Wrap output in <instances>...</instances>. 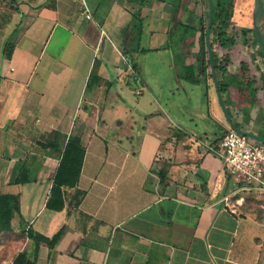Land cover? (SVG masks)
<instances>
[{"label":"crops","instance_id":"0c3cea01","mask_svg":"<svg viewBox=\"0 0 264 264\" xmlns=\"http://www.w3.org/2000/svg\"><path fill=\"white\" fill-rule=\"evenodd\" d=\"M185 1L195 3L190 15ZM84 2L89 19L81 0H0V193L20 203L8 227L0 223V264L32 250L28 229L51 237L62 226L53 248L39 246L36 264H264L258 184L237 191L211 150L232 129L220 84L230 121L264 138L258 51L240 36L222 48L210 34L213 70L206 35L203 49L200 32L180 25L197 23L200 0ZM133 19L146 24L136 34L127 32ZM94 65L99 79L86 86ZM194 86L205 91L200 113ZM52 131L84 147L77 209L68 186L62 211L45 208L59 159L41 143ZM22 171L27 181L16 183ZM225 196L244 202L232 208Z\"/></svg>","mask_w":264,"mask_h":264},{"label":"trees","instance_id":"16d2710c","mask_svg":"<svg viewBox=\"0 0 264 264\" xmlns=\"http://www.w3.org/2000/svg\"><path fill=\"white\" fill-rule=\"evenodd\" d=\"M201 1V0H200ZM207 1V0H206ZM186 2V1H185ZM183 4V11L190 14L194 11L193 8L189 6V4ZM234 0H212V23H211V34L215 36V39L219 43L222 48H229L235 41L234 37L228 33V24L227 21L231 17V11L233 8ZM207 3V2H206ZM179 5L177 9H179ZM209 7V6H208ZM193 16V22L197 23L191 24L190 19H186L187 22H180V25L184 26V30L193 29L197 30L201 34L200 39V47L205 48V29L206 23L208 20V11L206 15L200 14L197 19ZM196 20V21H195ZM219 22V25L216 27L214 24ZM250 34L251 45L256 46V41L252 34V29L250 27H240V37L241 41L245 43L247 40V34ZM13 50V45L8 43L4 46L3 53L6 58H10ZM202 71H205L206 65H202ZM192 79L191 73L188 78ZM97 67L94 65L92 71L89 75L88 83L86 86H91L97 83ZM227 90L225 84L219 85V91L221 93ZM41 146L45 149H49L52 153H55L58 157V165L56 167L54 176L52 178L51 186L49 189V193L47 195V199L45 201V208L54 210V211H62L65 207L64 201V193L63 187H73L75 188V195L78 199L74 202L73 208L77 209L80 198L82 196V191L77 189L78 178L80 175L82 160L84 156V147L78 136H66L60 134L58 131H52L48 136L47 140L41 143ZM158 184L163 186L166 180V169L161 168L158 172ZM27 181L25 172L22 171L17 176L15 182L16 183H24ZM19 195L14 193H0V223L8 224L12 215L15 213H19ZM66 227L62 226L56 233H54L51 237L44 236L39 232L33 230H27V237L31 240L32 250L27 252L24 250L19 254L17 259L14 260L13 264H36V258L38 253V248L40 245H46L48 248H53L62 235L65 232ZM10 230V229H9ZM7 230V231H9Z\"/></svg>","mask_w":264,"mask_h":264},{"label":"built area","instance_id":"2783aa9c","mask_svg":"<svg viewBox=\"0 0 264 264\" xmlns=\"http://www.w3.org/2000/svg\"><path fill=\"white\" fill-rule=\"evenodd\" d=\"M85 16L90 18V13L81 0ZM212 152L221 160L229 176L238 183L239 192L250 190L253 184H258L257 196L262 200L261 208L264 210V145L253 143L249 138L228 129L222 136L219 147ZM243 201L240 196L232 202L229 196L223 202L230 207Z\"/></svg>","mask_w":264,"mask_h":264},{"label":"rangeland","instance_id":"374dc122","mask_svg":"<svg viewBox=\"0 0 264 264\" xmlns=\"http://www.w3.org/2000/svg\"><path fill=\"white\" fill-rule=\"evenodd\" d=\"M187 2H185V5L188 4ZM200 5H201V9H202L201 13H202V15L205 16L206 13H207V11H208V8H209L208 7V0L207 1L206 0H201V4ZM252 5H253V0H234V2H233V8H232V11H231V17L227 21V24H228V27H229L228 33L230 35L235 36V37H239L240 36V27L246 26V27H250L251 28ZM152 20H151V23H150L151 27H153V26L156 27V26H159V25L163 24V22H161L162 20L161 21L160 20L159 21H155V22H152ZM145 25H146L145 23L143 24V23H141V22H139L137 20L135 21L133 19V21L129 24V27L127 29L128 31L127 30L126 31L127 32H131V34L132 33H135L136 34L138 32V30L141 29V26H145ZM217 25H219V22H216L214 24L215 27ZM183 29H181L180 27H177V29H175V30H183ZM191 30H192L191 28L190 29H187L186 28L185 31H191ZM211 35L213 36V34H211ZM246 38H247L246 39L247 41L244 44L247 45L248 47H252L254 50H257V48H256L255 45L254 46L251 45V40H250V34L249 33L247 34V37ZM117 39H119V38H117ZM117 41L115 40L114 43H115V45L118 48L121 49V47H122V45L120 44L121 42H119V40H117ZM183 41H188V40H183ZM175 42H177L176 39H174V38L171 39L170 40V45L175 46L176 45ZM172 43H174V44H172ZM145 45L146 46H151V45H155V44L153 43V41H151V44H149L146 41V44ZM215 46H216V48L219 47V45L217 43L215 44ZM223 58H224V61H225L226 60L225 59V55H223ZM192 88H193V96L192 97L193 98H195V97L197 98L198 97L200 99V102L198 103L199 104V109L198 108L197 109L195 108V111H197L198 113H200L201 109L205 110V108H203L204 101H205V99H204V97H205L204 96L205 95V91H204V89H203L202 86H194ZM189 104L192 105V102L189 103ZM189 104H188V107H191ZM77 123H78L77 120L74 119L73 122H72V126H71V127H73V125H75L74 130L76 129ZM243 202H244V199H243V201H241L239 203V205L242 204ZM236 205H238V204H236ZM260 208H261V206H260ZM260 208H259V206L257 205V202H256L254 204V209L258 211V210H260ZM261 210H263V209L261 208ZM263 213H264V210L263 211H260L259 217L260 216H263ZM263 218H264V216H263Z\"/></svg>","mask_w":264,"mask_h":264},{"label":"water","instance_id":"95a60500","mask_svg":"<svg viewBox=\"0 0 264 264\" xmlns=\"http://www.w3.org/2000/svg\"><path fill=\"white\" fill-rule=\"evenodd\" d=\"M208 20L206 23V29H205V35H206V48L208 51V55L210 58V64L212 69L214 70L213 63H212V51H211V44H210V34H211V23H212V0H208ZM251 29H252V34L253 37L256 41V48L258 53L260 54L263 62H264V0H253V5H252V12H251ZM217 88V87H216ZM217 96L218 100L221 104V108L228 120L229 126L236 131L237 133L253 138L258 141H263L264 138L259 137L251 132H247L244 130H241L238 128L234 123L230 121L228 111L225 108L222 97L220 94V91L217 88Z\"/></svg>","mask_w":264,"mask_h":264}]
</instances>
